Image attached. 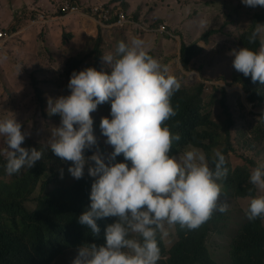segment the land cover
Returning <instances> with one entry per match:
<instances>
[{
  "label": "clouds",
  "instance_id": "clouds-1",
  "mask_svg": "<svg viewBox=\"0 0 264 264\" xmlns=\"http://www.w3.org/2000/svg\"><path fill=\"white\" fill-rule=\"evenodd\" d=\"M89 1L90 5L86 11L81 10L79 0H75L74 4L72 0L71 3L57 5L63 6L61 17L85 15L100 21V25L106 22L109 25L122 23L124 26L126 25L123 22L137 24L139 31L149 33V38L155 39L154 35L160 33L163 38L160 39L161 42L168 41L165 37L170 33H167L164 26L165 21L158 18L151 23L146 19L144 23L138 24L141 17L140 8L131 11L133 7L131 8L127 0H117L121 2L117 5H113L117 3L116 0ZM172 1L165 0L167 8H172ZM241 2L257 13L262 10L257 6L264 7V0ZM31 5L43 8L48 2L32 0ZM117 7H120L123 13H120ZM41 18L47 22L42 13ZM13 21L14 19L11 23ZM90 26L92 27L91 24ZM0 33L3 34L0 38V49L6 48L5 44L13 36L1 30ZM205 34L200 38L201 43L209 41V37L208 40L204 39ZM262 34L264 24H256L248 37L249 43H256ZM65 36H72V33H65ZM103 39L100 34L91 37L87 46L92 48V55H85H91L87 62L95 64L96 52H101L100 71L93 67L78 73L74 71L67 85L71 94L56 100L48 99L49 115L61 117L60 125L52 129V134L50 121L43 116L44 128L52 135L47 147L62 161L72 162L73 166L68 171L76 181L81 178L87 183L95 181L91 186V193L85 195V203L90 206V210L84 211L78 217V223L89 228L94 236H98L100 230L105 229L104 245L97 246L93 243L80 248H70L58 261L67 257L68 264H171L169 261L174 255L173 249L183 239L196 233L211 219L214 212H227L229 205L223 202L222 194L225 190L222 189L225 184L221 178L227 176L225 157L232 164L229 153L234 152V148L231 146L226 154L222 150L213 149L211 162L204 151L193 146L173 155V143L178 142L181 137L178 133H172L166 122L178 114L179 105L174 108L171 100L180 90L181 83L169 74L168 66L161 65L166 56L160 64L154 58L156 53L152 51L153 57L150 56L146 51L145 42L136 37L127 43L119 41L115 48L109 46L104 51ZM183 42H179L180 51L183 45H192ZM259 43L258 51L247 47L228 51L226 62L233 63L234 69L245 77L251 76L253 83L258 81L264 85V38H261ZM60 44L64 48L65 44ZM193 44L204 50L198 42ZM71 46L75 48L77 44ZM64 54H67L65 50L61 52V56L66 62L68 57H63ZM69 55H76V52ZM3 59L6 60L7 57ZM21 68L17 66L19 72ZM238 72L234 76L237 77ZM234 83L243 87L242 82ZM213 87L217 86L213 83L207 84L206 92L211 93ZM242 89L247 101L259 106L258 102L249 100L244 87ZM223 91L227 94L225 89H221L222 94ZM213 98L222 102V97L218 99L214 95ZM210 102L215 104L214 100ZM105 103H110L111 119L102 118L100 129L102 135L107 138L106 143L114 149L108 157L109 165L105 164L99 152L87 159L84 156L86 149H91L97 144L93 134L94 122L90 114ZM225 107L231 109L229 104H225ZM256 122H259L262 128L264 116L261 115ZM179 124L180 122L176 121V126ZM252 124L255 122L248 125ZM27 135L22 133L21 124L14 118L0 120V136L5 137L6 143L4 152L8 175L19 174L22 169H29L37 164L47 172L52 168L47 164V160H40L43 157L41 151L21 147ZM227 141L231 145L229 138ZM226 147L228 145L223 149ZM120 155L130 162V167L128 163H114ZM89 161H93L95 166L89 165L88 174L84 175L85 165L89 164ZM249 182L261 194L247 197L249 203L245 211L246 222L260 220L264 223V164L251 169ZM166 225L173 227L175 241L170 249L164 238L168 235ZM233 240L231 239L228 245L227 263L217 260L206 238L205 243L202 242L201 251L195 255L194 264H238L230 253ZM71 249H76V257L70 254Z\"/></svg>",
  "mask_w": 264,
  "mask_h": 264
},
{
  "label": "rangeland",
  "instance_id": "rangeland-1",
  "mask_svg": "<svg viewBox=\"0 0 264 264\" xmlns=\"http://www.w3.org/2000/svg\"><path fill=\"white\" fill-rule=\"evenodd\" d=\"M45 1L48 5L42 8L38 5L32 6V0H0V30L13 36L5 44L6 48L0 49V120L14 118L21 124L22 133L28 134L24 141L25 146L37 145L41 151L48 149L47 145L52 135H49L44 128L43 116L50 121L51 134L52 129L60 125L61 117L49 115L47 108L49 98L56 100L61 96L69 95L67 85L70 78L63 77L67 72L65 71L66 62L61 56L62 51L65 50L67 53L63 56L65 58L75 52L78 56L88 55L92 52V48L87 45L90 44V38L97 34L104 38L102 42L104 51L109 46L115 48L119 41L127 43L136 37L145 42L148 54H152V51L156 53L154 58L160 64L162 58L166 56L161 65L168 66L169 74L180 81L181 88L185 89L190 96L195 95L198 86H203L200 95L201 103L198 107L202 115H209V121L212 124L208 132L221 142L214 149L221 151L224 146H229L227 141L229 138L234 148V152L229 153L233 168L235 171L243 170L241 181L247 179V188L251 190L252 185L249 182L251 169L264 164V125L261 128L259 122H256L261 115L264 116L261 114L264 113V104L259 103L258 106L247 101L242 85L234 83L237 78L234 75L238 71L234 69L233 63L226 62L233 37L247 28L256 14L251 12L253 11L251 7H248L249 11H247L246 7L241 5V0H173L172 8L166 7L165 0H127L131 8L133 7L131 11L140 8L141 17L138 24L144 23L146 19H149L151 23L158 18L165 21L164 26L170 34H166L165 37L168 41L161 42L160 39L163 38L160 33L154 35L155 39H151L148 37V32L138 30L137 24L123 22L126 25L124 26L122 23L109 25L106 22L100 25V21L85 15L61 17L60 12L63 6L57 4L71 3L72 0ZM79 1L81 10L86 11L90 1ZM120 3L117 1L113 5ZM181 7L184 8L180 10ZM257 8L260 10L262 7L257 6ZM118 9L120 13H123L120 7H117ZM238 12L243 14L244 20L237 21L235 15ZM41 13L45 15L47 22L43 18L40 19ZM229 20H236V22L230 23ZM169 25L170 28H168ZM211 30H214L216 34L210 35L207 43H201L202 35ZM65 33H72V36L66 37ZM261 38H264V34L258 37V40L260 41ZM182 41L186 45L198 42L204 48L202 54L207 60L200 58L193 60L192 64L189 63L186 68L182 64V52L179 49V42ZM60 43L65 44L64 48ZM73 44L77 46L73 48L71 46ZM5 56L6 60L3 59ZM18 65L22 67L20 72L17 70ZM35 79L43 92L41 97L36 91ZM212 83L217 87H213L208 94L205 88L207 84ZM209 89L208 87L207 90ZM221 89L227 92L226 106L229 104L230 110L226 111L223 103L213 98L214 95L218 99L222 97ZM212 100L215 104L210 102ZM110 110V103H105L99 105L97 110L90 114L94 122L93 134L97 144L91 151L90 149L84 151L86 159L99 152L106 165H109L108 157L112 153V146L106 143L107 138L102 135L100 122L105 117L111 119ZM251 120L255 121L251 122ZM253 122L255 124L248 125ZM52 160L61 164V160ZM47 164L51 167L52 162L47 161ZM69 164L71 166H68ZM89 165L95 166V163L89 161V164L85 165L84 175L88 174ZM72 166V162L69 161L62 168H57L59 175L56 179L61 180L66 187L76 184L77 179L68 171ZM33 167L36 171H44L39 164ZM30 169L25 170L24 174ZM4 176L5 169L0 168V182L11 184L18 179L8 180ZM47 179L48 177L45 181ZM222 190H225L222 198L223 202L229 205L230 220L224 234H211L207 244L218 261L227 263L228 245L246 223L245 211L249 200L240 196L234 188H226V185ZM41 192L42 187L39 184L27 203L31 210L36 209ZM256 193L257 196L261 194L259 190H255L249 195L254 196ZM165 227L168 235L164 238L170 249L175 241L173 227L167 225ZM70 254L75 257L78 255L76 249H71ZM57 262L68 264V258L65 257L64 260Z\"/></svg>",
  "mask_w": 264,
  "mask_h": 264
},
{
  "label": "trees",
  "instance_id": "trees-1",
  "mask_svg": "<svg viewBox=\"0 0 264 264\" xmlns=\"http://www.w3.org/2000/svg\"><path fill=\"white\" fill-rule=\"evenodd\" d=\"M241 5L246 7L242 2ZM254 12V11H251ZM249 26L234 36L232 44L229 47L233 49L247 47L253 51H258L260 47L257 38L256 43H249L248 37L255 29L256 24H264V7L260 12H254ZM64 14V12H62ZM237 21L244 20L243 14L238 12ZM117 18V17H116ZM231 20L230 23H235ZM216 34L214 30L207 32L203 37ZM102 40H99L101 43ZM182 62L188 68L193 60L206 59L200 56L203 51L196 44L182 47ZM97 63L87 62L90 56L71 55L66 59L65 71L63 77L71 78V74L80 72L88 67H93L100 71L101 52L97 51ZM152 56V54H149ZM235 82H242L244 90L247 92L248 99L252 102L264 104V85L258 81L253 83L251 76L245 77L243 73L238 72ZM36 91L41 97L43 92L38 86V81L34 80ZM203 86L200 85L195 90V95L190 96L188 92L180 88L172 97L171 103L175 108L179 105L177 116L167 121L172 133H178L181 139L174 142L172 154L177 155L181 150L193 146L205 152L209 162L213 156V149L221 144L213 134L208 132L210 128L209 115H202L199 111L201 103L200 95ZM70 95V90L68 92ZM222 102H227V94L223 91ZM226 111H227V107ZM179 121V126H176ZM229 143V142H228ZM21 147L26 149L35 148L41 151L37 145L32 147ZM6 143L5 137L0 136V168L5 169V176L8 180L18 178L11 184L0 182V264H59L58 258L70 248H80L86 244H96L97 246L106 243L104 239L105 229L100 230L98 236H94L91 230L78 223V217L90 206H86L85 195L91 193V186L95 181L87 183L83 178L76 181L70 187H66L58 177L57 168H62L65 161L54 155L50 148L43 153L40 160L52 162L51 169L47 171H36L35 167L25 172L27 168L21 170L19 174L8 175L6 172ZM231 145L222 149L224 154L229 153ZM92 148L90 149V151ZM114 151V149L112 148ZM226 158L227 176L221 178L226 188H234L237 193L247 198L250 192L253 193L257 188L252 185L251 190L247 188V179L241 181L243 170L233 168V165ZM52 159L61 160V164ZM114 163H128L123 155L116 158ZM68 166H71L69 164ZM214 167V166H213ZM24 174V175H23ZM21 175H23L21 177ZM48 179L45 181V178ZM67 182V178L65 179ZM40 184L42 192L37 200V207L31 210L27 203L35 188ZM52 185V187H50ZM256 194L252 197H255ZM230 220V212L221 214L214 212L211 219L198 229L183 239L173 250V258L169 261L171 264H194L195 255L201 251L202 242L209 238L211 234L223 235ZM230 253L238 264H264V224L260 220L243 225L241 230L235 236Z\"/></svg>",
  "mask_w": 264,
  "mask_h": 264
},
{
  "label": "built area",
  "instance_id": "built-area-1",
  "mask_svg": "<svg viewBox=\"0 0 264 264\" xmlns=\"http://www.w3.org/2000/svg\"><path fill=\"white\" fill-rule=\"evenodd\" d=\"M1 37H3V34H2V33H0V38H1Z\"/></svg>",
  "mask_w": 264,
  "mask_h": 264
},
{
  "label": "crops",
  "instance_id": "crops-1",
  "mask_svg": "<svg viewBox=\"0 0 264 264\" xmlns=\"http://www.w3.org/2000/svg\"><path fill=\"white\" fill-rule=\"evenodd\" d=\"M91 30H93V28Z\"/></svg>",
  "mask_w": 264,
  "mask_h": 264
}]
</instances>
